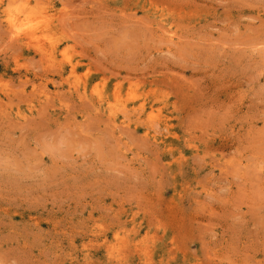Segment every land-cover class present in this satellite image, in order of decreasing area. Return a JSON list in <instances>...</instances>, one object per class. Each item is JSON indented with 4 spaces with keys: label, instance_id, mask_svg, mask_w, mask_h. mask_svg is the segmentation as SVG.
Returning a JSON list of instances; mask_svg holds the SVG:
<instances>
[{
    "label": "rangeland",
    "instance_id": "rangeland-1",
    "mask_svg": "<svg viewBox=\"0 0 264 264\" xmlns=\"http://www.w3.org/2000/svg\"><path fill=\"white\" fill-rule=\"evenodd\" d=\"M0 264H264V0H0Z\"/></svg>",
    "mask_w": 264,
    "mask_h": 264
},
{
    "label": "bare ground",
    "instance_id": "bare-ground-1",
    "mask_svg": "<svg viewBox=\"0 0 264 264\" xmlns=\"http://www.w3.org/2000/svg\"><path fill=\"white\" fill-rule=\"evenodd\" d=\"M97 7H98V6H97ZM47 20H48V19H47ZM10 21H11V20H10ZM11 22H12V21H11ZM11 22H10V23H11ZM12 25H13V22H12ZM19 26H20V25H19ZM22 31H23V30H22ZM16 32H17V31H16ZM18 34H19V33H18ZM14 37H15V36H14ZM30 39H31V38H30ZM32 40H33V39H32ZM35 41H36V40H35ZM39 45H40V44H39Z\"/></svg>",
    "mask_w": 264,
    "mask_h": 264
}]
</instances>
